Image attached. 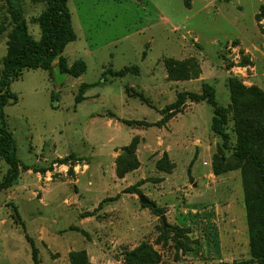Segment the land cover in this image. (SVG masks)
Here are the masks:
<instances>
[{"label":"rangeland","instance_id":"374dc122","mask_svg":"<svg viewBox=\"0 0 264 264\" xmlns=\"http://www.w3.org/2000/svg\"><path fill=\"white\" fill-rule=\"evenodd\" d=\"M15 2L39 41L47 0ZM67 7L75 41L61 57L84 74L56 59L10 82L18 172L0 191V264H152L127 257L143 245L158 264H258L249 227L264 214L245 199L264 182L245 186L235 153L264 160V0ZM12 32L0 0V79ZM7 171L0 159V181Z\"/></svg>","mask_w":264,"mask_h":264},{"label":"trees","instance_id":"16d2710c","mask_svg":"<svg viewBox=\"0 0 264 264\" xmlns=\"http://www.w3.org/2000/svg\"><path fill=\"white\" fill-rule=\"evenodd\" d=\"M7 6V12L13 26V44L10 46L7 56L4 59L5 67L0 79V159L8 166V171L0 181V191L10 186L16 179L18 172V160L15 155L16 146L12 134L7 130L4 108L11 104H16L17 96L10 92V82L19 76L23 69L51 71L53 62L58 59V72L70 77H79L84 74L86 68L83 62L77 63L71 69L64 67V60L61 57L65 47L75 41V35L71 24V15L67 7L68 0H47V8L43 11L36 23L40 29L41 37L39 41H34L28 34L26 23L15 0H1ZM138 74V67L133 66L123 71L117 72L114 77L122 78L127 74ZM108 69L103 74V80L111 76ZM102 80V81H103ZM54 102V96H51ZM218 112L216 114L218 116ZM213 130L222 136V122L215 119ZM236 157L242 161L241 166L242 181L244 185L257 181L262 187L264 182V160L258 156L236 151ZM256 193L247 196L245 205L249 211L264 214V190L255 187ZM249 238L251 255L258 264H264V222L251 224L249 227ZM145 254V257L154 259L152 264H158L159 260L155 253L151 252L147 246H140L135 252L127 257L137 259ZM141 261L144 259H140ZM139 260V261H140Z\"/></svg>","mask_w":264,"mask_h":264},{"label":"water","instance_id":"95a60500","mask_svg":"<svg viewBox=\"0 0 264 264\" xmlns=\"http://www.w3.org/2000/svg\"><path fill=\"white\" fill-rule=\"evenodd\" d=\"M140 200H141L142 202H144V200H143L142 197H140ZM161 221H162L163 225L165 226V219H164V217L161 218Z\"/></svg>","mask_w":264,"mask_h":264}]
</instances>
